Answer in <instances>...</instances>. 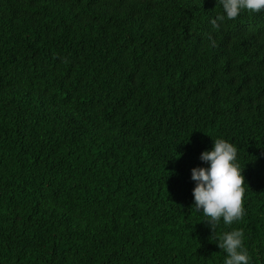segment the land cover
Wrapping results in <instances>:
<instances>
[{
    "label": "trees",
    "instance_id": "obj_1",
    "mask_svg": "<svg viewBox=\"0 0 264 264\" xmlns=\"http://www.w3.org/2000/svg\"><path fill=\"white\" fill-rule=\"evenodd\" d=\"M218 15L0 0V264H224L236 229L264 264V9ZM216 139L237 147L246 214L213 233L192 169Z\"/></svg>",
    "mask_w": 264,
    "mask_h": 264
},
{
    "label": "clouds",
    "instance_id": "obj_2",
    "mask_svg": "<svg viewBox=\"0 0 264 264\" xmlns=\"http://www.w3.org/2000/svg\"><path fill=\"white\" fill-rule=\"evenodd\" d=\"M224 15H218L211 21L214 28L227 18L234 20L242 9L260 12L264 9V0H219ZM211 39V37H210ZM212 46L215 41L212 40ZM237 147L224 139H216L210 151H204L200 159L210 167L192 169V179L196 181L193 189L194 207L208 217L212 232L223 217L225 225H232L242 220L246 214L244 208L245 177L238 164ZM213 236V235H212ZM218 247L227 253L224 264H250L251 257L244 246L243 229L223 233L217 237Z\"/></svg>",
    "mask_w": 264,
    "mask_h": 264
}]
</instances>
